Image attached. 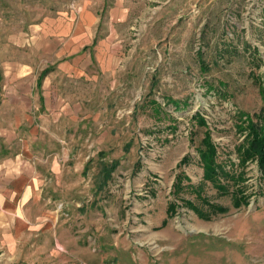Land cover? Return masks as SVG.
Here are the masks:
<instances>
[{"label":"rangeland","instance_id":"rangeland-1","mask_svg":"<svg viewBox=\"0 0 264 264\" xmlns=\"http://www.w3.org/2000/svg\"><path fill=\"white\" fill-rule=\"evenodd\" d=\"M57 8L55 0H0V162L25 153L59 165L47 177L52 205L68 218L63 256L86 264H264L257 161L239 184L248 202L235 208L232 181L224 180L230 194H220L197 152L210 132L218 164L241 171L237 113L264 105V0H128L116 75L84 78L59 72L29 44L31 26ZM20 64L31 65L37 81L52 69L49 89L34 98L30 85L13 90L26 85ZM203 199L227 212L209 213Z\"/></svg>","mask_w":264,"mask_h":264},{"label":"crops","instance_id":"crops-1","mask_svg":"<svg viewBox=\"0 0 264 264\" xmlns=\"http://www.w3.org/2000/svg\"><path fill=\"white\" fill-rule=\"evenodd\" d=\"M55 1L58 8L31 26L28 36L33 52L52 57L57 70L72 77L116 75L126 56L123 29L129 18L128 0ZM19 66L15 68L17 77H25L26 85L24 80L12 83L13 90H26L30 85L34 98L36 89L41 93L49 89L52 69L41 79L43 69L37 81L31 65ZM43 102L44 108L48 105L45 95ZM14 121L23 119L17 116ZM22 155L25 153L0 162V264H86L84 257L80 261L63 256L70 247L68 218H62L52 205L57 199L49 190L47 177L49 170L59 172V165L51 168Z\"/></svg>","mask_w":264,"mask_h":264},{"label":"trees","instance_id":"trees-1","mask_svg":"<svg viewBox=\"0 0 264 264\" xmlns=\"http://www.w3.org/2000/svg\"><path fill=\"white\" fill-rule=\"evenodd\" d=\"M50 72V69H46L43 71L41 75V79L46 76ZM263 94V102H264V91ZM197 119H199L200 123L206 124L203 117L197 114ZM236 132L239 135L244 136L239 145L236 146L235 152L237 154L239 163L236 165L238 169H241L237 175L233 173H227L223 170V167L218 164V148L213 141L210 132L205 134V137L201 143V146L198 147L197 152L199 155L200 162L203 166L204 170V178L206 181L210 182L211 185L217 189L220 194H230V189L224 183V180H231L233 184V191L231 192V198L233 199V205L235 208H240L242 205L247 204L248 197L244 195L243 189H240V183H242L245 175V169L248 166V163L252 161H257L258 167L262 172V176L264 179V105L262 109L253 115L246 112H238L237 113V123L235 125ZM183 163L188 162V157L184 158ZM114 166L110 168V171L114 170ZM110 174V173H109ZM231 174V175H230ZM179 187H181V183H177ZM197 197L202 198V193L198 194ZM203 202H207V207L211 210V212L219 211L220 213L227 212L226 208L218 209L209 204L208 200L203 199ZM187 205L193 207L191 202H186ZM174 209L172 206L171 209ZM173 209L171 211H173ZM196 211L201 215V217H207V214L203 210L196 209Z\"/></svg>","mask_w":264,"mask_h":264}]
</instances>
